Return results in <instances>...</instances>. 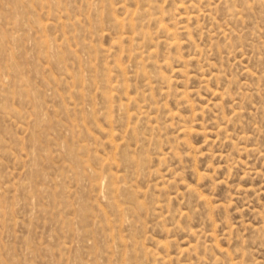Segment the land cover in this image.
I'll use <instances>...</instances> for the list:
<instances>
[{
    "label": "rangeland",
    "instance_id": "1",
    "mask_svg": "<svg viewBox=\"0 0 264 264\" xmlns=\"http://www.w3.org/2000/svg\"><path fill=\"white\" fill-rule=\"evenodd\" d=\"M0 264H264V0H0Z\"/></svg>",
    "mask_w": 264,
    "mask_h": 264
}]
</instances>
